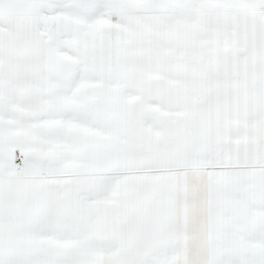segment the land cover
Masks as SVG:
<instances>
[{
  "label": "snow or ice",
  "instance_id": "snow-or-ice-1",
  "mask_svg": "<svg viewBox=\"0 0 264 264\" xmlns=\"http://www.w3.org/2000/svg\"><path fill=\"white\" fill-rule=\"evenodd\" d=\"M0 264H264V0H0Z\"/></svg>",
  "mask_w": 264,
  "mask_h": 264
}]
</instances>
